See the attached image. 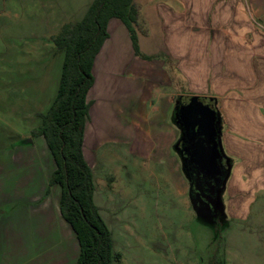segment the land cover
Here are the masks:
<instances>
[{
	"label": "rangeland",
	"instance_id": "374dc122",
	"mask_svg": "<svg viewBox=\"0 0 264 264\" xmlns=\"http://www.w3.org/2000/svg\"><path fill=\"white\" fill-rule=\"evenodd\" d=\"M90 1L0 0V264H44L68 255L58 246V239L64 246L72 239L59 212L60 186L50 183L55 164L35 131L62 60L52 37L79 19ZM146 1L139 11L150 14L157 6L160 24L154 17L142 24L139 15V51L163 50L165 63L135 58L128 44L111 40L104 78L89 93L92 112L97 104L110 111L121 106L120 116L112 111L110 120L88 121L97 142L85 146L94 203L120 254L117 264H264V193L232 219L225 186L213 209L194 210L172 138L179 136L171 119L176 105L164 116L169 129L156 113L169 107L173 94L180 101L207 97L218 84L225 88L238 79L242 42L264 36L256 32L264 24L257 17L264 0ZM226 41L234 47L226 48ZM227 52L232 64L221 65L226 75H220L215 62Z\"/></svg>",
	"mask_w": 264,
	"mask_h": 264
},
{
	"label": "trees",
	"instance_id": "16d2710c",
	"mask_svg": "<svg viewBox=\"0 0 264 264\" xmlns=\"http://www.w3.org/2000/svg\"><path fill=\"white\" fill-rule=\"evenodd\" d=\"M139 7L134 0H92L83 15L66 22L52 37L62 60L52 100L38 113L36 135L43 136L55 167L50 183L60 186L59 211L70 225L79 244L76 264H117L120 254L113 250L111 231L94 203V176L83 154L84 128L93 84L92 65L108 37L107 23L118 18L126 26L134 52L140 54L136 26ZM176 109L171 117L179 128ZM180 134L176 140L179 145ZM179 147L177 149L178 153ZM224 168V167H223ZM224 181L227 170L224 168Z\"/></svg>",
	"mask_w": 264,
	"mask_h": 264
},
{
	"label": "crops",
	"instance_id": "0c3cea01",
	"mask_svg": "<svg viewBox=\"0 0 264 264\" xmlns=\"http://www.w3.org/2000/svg\"><path fill=\"white\" fill-rule=\"evenodd\" d=\"M134 1L140 6H145L147 2L146 0ZM164 6L167 10H173V7L171 8L165 4ZM157 8L158 7L155 6L156 10H151L152 13L150 12V14H148L146 10V12L139 11L142 24L143 18L149 19L150 17L156 18L158 24H160ZM257 17L260 19L264 17L263 9L262 13L261 10L258 9ZM107 32L108 37L102 43L93 61L92 74L94 81L87 94L90 106L84 128L83 154L89 166L90 164L85 156V146L88 142L92 143V141H95L96 139L95 137L92 139L88 133V129L91 128H88V121L91 120L92 124L95 123L96 119L104 122L106 119H112V115H109L112 111L117 116H120L119 112L121 113L120 105H114V108L111 107L112 111H110L109 107L105 105H103L104 107L99 106L98 104L96 105L94 112H92L91 106L93 101L89 98L91 89L95 91L99 79L104 78L106 65L110 60L108 59V56H110V53L113 52L114 49V42L112 41H115L118 45H121L122 43L126 45L128 44L131 48V54L135 58L139 56L134 52L129 32L121 20L115 17L110 18L107 23ZM256 32L264 35V24L257 26ZM227 37L230 38V34H227L226 38ZM227 43L230 45L226 46V48L234 47L235 42L230 43L229 41H226V45ZM241 45L243 46H241L242 51L239 53L241 55L240 63L236 64L234 67L237 68L236 73L239 74L238 79L234 83L231 82L232 84L225 88L218 84L220 89L215 90L213 94L210 93L207 95V97L212 99L211 104L219 113L218 134L222 150V165L227 170V177L224 186L228 195L227 213L230 219L243 216L249 203L254 200L255 194L264 193V36L255 41H246V43L242 42ZM107 48H112V51L109 52L106 50ZM161 48H163V46ZM163 54L164 51L160 50L148 56H151L152 59L154 57H160L162 60L159 61H162L164 64L165 55L162 57ZM227 54L224 59L219 57L215 62L219 65L217 73L220 75L224 73L226 75V69L223 68V66H229V64H232V61L229 62L227 59L230 57V54L228 52ZM140 58L143 57L140 56ZM117 60H119V58ZM141 60H144V58ZM119 64L120 63L117 65ZM213 70L216 73V68H213ZM173 96L179 97L176 94L171 95L169 107L162 110L161 106H159L158 111H156V113L162 114L160 116L162 117L161 122L163 123L167 118L166 112L169 111V108L174 104L175 100L173 99ZM101 107L103 108L101 109ZM117 107L119 112L117 111ZM95 111H97V113ZM93 113H96L97 115H94L93 117ZM164 116H166V118ZM166 127L169 129L168 125ZM172 138L177 140L178 136L176 133ZM70 233L72 242H70L69 245L64 246L61 244V239H58L59 242L57 240V242L61 244L58 245L59 247L65 248V251H69L68 255L65 258H62L60 257V254L62 253H60L58 256H54L56 257L55 260H52L51 258L50 260L45 261L44 264H76L79 255V244L72 229Z\"/></svg>",
	"mask_w": 264,
	"mask_h": 264
},
{
	"label": "water",
	"instance_id": "95a60500",
	"mask_svg": "<svg viewBox=\"0 0 264 264\" xmlns=\"http://www.w3.org/2000/svg\"><path fill=\"white\" fill-rule=\"evenodd\" d=\"M211 101L210 97L192 95L187 103L178 106L177 116L186 159L198 170L209 194L214 196L217 186L224 182V171L218 134L219 113Z\"/></svg>",
	"mask_w": 264,
	"mask_h": 264
},
{
	"label": "flooded vegetation",
	"instance_id": "af4514ba",
	"mask_svg": "<svg viewBox=\"0 0 264 264\" xmlns=\"http://www.w3.org/2000/svg\"><path fill=\"white\" fill-rule=\"evenodd\" d=\"M189 101V97L186 101H180L175 99L174 104L176 105V117L177 116V108L180 104H185ZM179 120V119H178ZM182 135V140L179 143V151H178V156H179V161L181 165L182 172L184 176L186 177L188 184H189V198L192 204V207L194 210H198L199 208H204L206 210L208 209H213L214 205L216 204V197L218 193V189L221 186H224V182L219 184L216 188V192L214 196L210 195L208 192V186L207 183L202 181L201 177L198 175V170L195 167H192V163L190 162L189 159H186V154L183 151V132H182V127L181 124L179 125V135ZM185 165V166H184ZM223 167V166H222ZM223 171L225 173V170L223 168Z\"/></svg>",
	"mask_w": 264,
	"mask_h": 264
}]
</instances>
